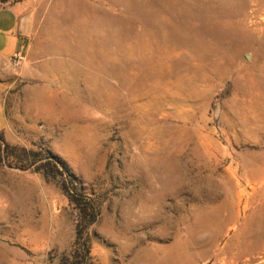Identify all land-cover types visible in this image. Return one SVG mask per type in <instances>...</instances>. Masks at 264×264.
<instances>
[{
	"label": "rangeland",
	"instance_id": "rangeland-1",
	"mask_svg": "<svg viewBox=\"0 0 264 264\" xmlns=\"http://www.w3.org/2000/svg\"><path fill=\"white\" fill-rule=\"evenodd\" d=\"M0 134L95 201L93 264H264V0H0ZM59 180L0 165V264H61Z\"/></svg>",
	"mask_w": 264,
	"mask_h": 264
},
{
	"label": "trees",
	"instance_id": "trees-1",
	"mask_svg": "<svg viewBox=\"0 0 264 264\" xmlns=\"http://www.w3.org/2000/svg\"><path fill=\"white\" fill-rule=\"evenodd\" d=\"M0 165L33 170L47 179L60 181L61 189L78 213L73 249L61 258V264H93L90 229L99 218V210L95 201L82 191L76 178L68 173L64 163L50 152L11 145L0 134Z\"/></svg>",
	"mask_w": 264,
	"mask_h": 264
},
{
	"label": "crops",
	"instance_id": "crops-1",
	"mask_svg": "<svg viewBox=\"0 0 264 264\" xmlns=\"http://www.w3.org/2000/svg\"><path fill=\"white\" fill-rule=\"evenodd\" d=\"M19 5L0 9V60H9L28 47V24Z\"/></svg>",
	"mask_w": 264,
	"mask_h": 264
},
{
	"label": "built area",
	"instance_id": "built-area-1",
	"mask_svg": "<svg viewBox=\"0 0 264 264\" xmlns=\"http://www.w3.org/2000/svg\"><path fill=\"white\" fill-rule=\"evenodd\" d=\"M24 61V55L22 53H16L11 59V64L13 67L18 68L24 63Z\"/></svg>",
	"mask_w": 264,
	"mask_h": 264
}]
</instances>
